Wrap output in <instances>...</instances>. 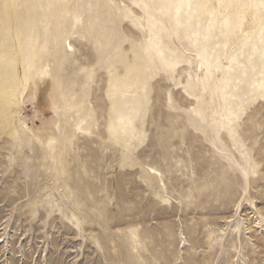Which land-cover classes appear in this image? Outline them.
Masks as SVG:
<instances>
[{
  "label": "rangeland",
  "instance_id": "374dc122",
  "mask_svg": "<svg viewBox=\"0 0 264 264\" xmlns=\"http://www.w3.org/2000/svg\"><path fill=\"white\" fill-rule=\"evenodd\" d=\"M223 16L0 0V264H264V17L225 60Z\"/></svg>",
  "mask_w": 264,
  "mask_h": 264
},
{
  "label": "bare ground",
  "instance_id": "6f19581e",
  "mask_svg": "<svg viewBox=\"0 0 264 264\" xmlns=\"http://www.w3.org/2000/svg\"><path fill=\"white\" fill-rule=\"evenodd\" d=\"M198 6L201 12V18H207L211 12H214L215 8H219L224 16L221 20L224 31L223 38V57L225 60H228L229 55H238V54H247L251 50L247 46L248 52H241L245 47L243 40L247 38H255V34L258 31V27L261 23L262 18L264 17V0H197ZM261 8V9H260ZM245 50V49H244ZM42 68L35 71L36 74L40 76L41 79L49 77V72L46 71L47 65L42 64ZM203 64L201 60L198 62V68L201 69ZM52 80V79H51ZM54 85H57L56 80H52ZM225 83V80H222V84ZM18 87V81L12 82L4 91L0 93V112L3 113L2 123L6 128H9L11 124V119L13 114L16 112V89ZM28 85L25 84V87L22 91L23 93L27 90ZM71 137L75 136L76 133L80 132L81 126L80 122H75L71 126ZM22 132L18 137L23 136L26 139V142L32 143L33 138H39L36 133L33 132L31 128L21 127ZM60 131L64 134L66 131V125L60 127ZM14 130L9 128L8 134L12 136ZM51 143H48L50 146ZM50 148V147H49ZM150 171L157 175L158 171L151 167ZM254 216V215H253ZM257 220V218H255ZM248 222V221H247ZM258 223V222H256ZM255 224V223H254ZM246 229H249L251 226L248 224L245 226ZM1 242V241H0ZM254 245V243L252 244ZM262 252H264V243L261 244ZM255 246V245H254ZM260 245H256L254 248H259ZM73 247V245H71ZM260 252V250L258 249ZM71 252V251H70ZM261 253V252H260Z\"/></svg>",
  "mask_w": 264,
  "mask_h": 264
}]
</instances>
